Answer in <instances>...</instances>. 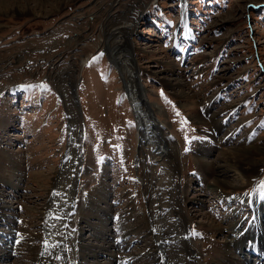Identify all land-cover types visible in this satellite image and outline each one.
Returning a JSON list of instances; mask_svg holds the SVG:
<instances>
[{
	"label": "rangeland",
	"instance_id": "374dc122",
	"mask_svg": "<svg viewBox=\"0 0 264 264\" xmlns=\"http://www.w3.org/2000/svg\"><path fill=\"white\" fill-rule=\"evenodd\" d=\"M262 208L264 0H0L6 264H213Z\"/></svg>",
	"mask_w": 264,
	"mask_h": 264
},
{
	"label": "bare ground",
	"instance_id": "6f19581e",
	"mask_svg": "<svg viewBox=\"0 0 264 264\" xmlns=\"http://www.w3.org/2000/svg\"><path fill=\"white\" fill-rule=\"evenodd\" d=\"M25 4L28 5L27 2ZM128 48H129V51L131 52L132 51L131 48L134 49L133 43L131 45V42H130ZM132 57H133V52L130 53V56L128 58L122 57V58L117 59V61L121 62L122 64V74H123L124 82L126 86L125 92L128 96L131 108L133 110V113L136 119V123L139 127L138 132H139L140 143L142 145L143 144L146 145L149 149V152H153V154H156L157 157H163L164 155H161V154L168 153L167 142H163L162 144H160L161 148H159L158 143H156L155 141L156 138H159V136H156V133L151 132L153 131L154 125H159L161 122H157L155 119H153L154 118L153 116L154 105H150L147 102L145 92L139 86L138 78H137L139 74L137 70L133 69V67H135V64H133ZM83 65H84V62H83ZM166 83H168L170 87L172 86V83L170 81ZM147 107L149 108V111ZM158 134L160 135V137L162 136L160 132ZM161 150L162 152L159 153ZM220 165L218 166L220 167ZM237 165L238 163L234 162L230 166V168L231 169L233 168V172L235 171L236 174H239V173L241 174L240 171H243L246 173L249 172V170H246L245 168H239ZM237 168H239L240 171L235 170ZM243 178L245 177H241L240 175L239 182H243ZM244 183L247 184L248 180H246V182L244 181ZM262 209H260V211H262ZM260 220H262V212L257 214V218L255 220L254 225H249L248 227H246V229H244L241 232L235 228L236 223L228 227L231 229L230 234L228 235V240L222 246L223 248L219 250L221 252L220 253L221 255H219V257H215L216 260L212 263L213 264H264V247H262L264 246V234H263L264 228L262 226V228L260 229V226L262 224ZM8 234L9 233L5 234L6 236L5 242L7 244L9 243L10 238H11V237H8ZM3 245L4 243L0 242V260H3V262L0 264H6L9 258L7 251H6L7 249L3 247ZM105 249H107V247H105ZM186 249H187L186 251H191V248L189 247V245ZM161 252H162L161 261L163 262V264H166L167 262L166 260H164V257H163V254L165 253V251L163 252L162 250ZM80 257H83L81 259L84 260V256H82V254ZM50 261H51L50 257H48L47 255H43L41 258L40 264H50L51 263ZM79 264H88V263L83 262ZM174 264H177V263H174ZM193 264H197L195 260H193Z\"/></svg>",
	"mask_w": 264,
	"mask_h": 264
}]
</instances>
